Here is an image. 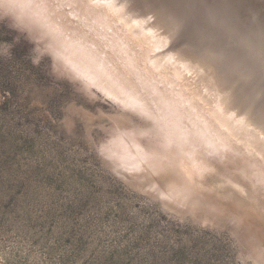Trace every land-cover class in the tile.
<instances>
[{"label":"rangeland","instance_id":"obj_1","mask_svg":"<svg viewBox=\"0 0 264 264\" xmlns=\"http://www.w3.org/2000/svg\"><path fill=\"white\" fill-rule=\"evenodd\" d=\"M142 1L183 17L180 49L232 53L264 21V0ZM100 44L130 54L82 2L0 0V264H264V153L224 147L143 76L112 95L87 69Z\"/></svg>","mask_w":264,"mask_h":264},{"label":"bare ground","instance_id":"obj_2","mask_svg":"<svg viewBox=\"0 0 264 264\" xmlns=\"http://www.w3.org/2000/svg\"><path fill=\"white\" fill-rule=\"evenodd\" d=\"M73 1L82 2L89 15L121 36L130 53L117 62L115 48L103 50L101 44L95 45L103 60H90L87 69L92 78L112 87V95L132 98L122 90V85L129 89L136 84L132 80L134 74L143 76L142 81L161 87L181 112L203 119L199 121L203 130L214 132L212 136H217L224 147L251 155L264 153L263 141L261 144L250 141L251 134L244 128L246 125L254 127L257 139L264 137V21L258 19L260 22L254 29H244L242 33L245 34L240 38L243 40L238 45L237 41L232 43L237 46L232 53L224 51L219 42H211L214 45L208 46L204 40L202 44L180 49V45H175L179 37L174 27L183 33L186 23L171 7L169 13L164 5V10L159 5L154 9L155 6L150 7L142 0ZM154 10L159 12L155 14ZM88 40L83 39L90 46ZM170 47L173 51L179 49L176 54L179 51V55H185L174 59ZM166 49L171 52L169 55L163 53ZM105 52H110L116 61ZM104 61L117 80L106 73L102 66ZM121 66L127 70H122Z\"/></svg>","mask_w":264,"mask_h":264},{"label":"water","instance_id":"obj_3","mask_svg":"<svg viewBox=\"0 0 264 264\" xmlns=\"http://www.w3.org/2000/svg\"><path fill=\"white\" fill-rule=\"evenodd\" d=\"M183 25V24H182Z\"/></svg>","mask_w":264,"mask_h":264}]
</instances>
